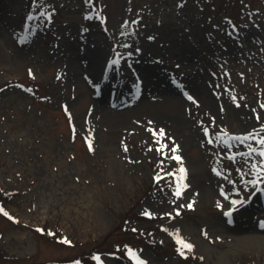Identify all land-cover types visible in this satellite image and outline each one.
<instances>
[{
    "label": "rangeland",
    "instance_id": "1",
    "mask_svg": "<svg viewBox=\"0 0 264 264\" xmlns=\"http://www.w3.org/2000/svg\"><path fill=\"white\" fill-rule=\"evenodd\" d=\"M260 139L264 0H0V264H264Z\"/></svg>",
    "mask_w": 264,
    "mask_h": 264
},
{
    "label": "snow or ice",
    "instance_id": "2",
    "mask_svg": "<svg viewBox=\"0 0 264 264\" xmlns=\"http://www.w3.org/2000/svg\"><path fill=\"white\" fill-rule=\"evenodd\" d=\"M34 2H38V0H34ZM87 2H88V3H91L92 0H87ZM45 15H49V14H48V13H45ZM126 23H127V22H126ZM117 55H119V54H117ZM118 62H119V60L117 59V60H114L112 63L115 64V63H118ZM189 99H194V97L189 96ZM208 131H209V129H205V132H208ZM163 132H164L163 128L159 129V133H160V134H163ZM237 138L239 139L240 137H237ZM170 139H171V138H170ZM260 143H261L262 145H264V139H260ZM160 146L162 147L163 144H161ZM172 148H173V149L177 148V145H176V144H172ZM260 151H261V155H264V149H261ZM249 154H250V153H249ZM173 155H176L175 152H173ZM242 155H243V154H242ZM176 159L179 161V160H181L182 158H181L179 155H176ZM170 171H171V170H170ZM185 172H186L185 167H184V165L181 163V164H179V173H178V174L173 173V175L176 176V179H177V181H178V183H177V185H176V187H175V192H176L177 195L180 194V182H182L183 177H184V175H185ZM260 174H261V175H264V168H261V169H260ZM165 175H167V173H165ZM160 178H161V177H160V175L158 174V175L156 176V179L159 180ZM245 183L247 184V182H245ZM251 183H253V184L264 183V181H252ZM183 186L186 187L187 185H183ZM258 190H259V191H264V189H258ZM235 191L239 192L240 189L237 188V189H235ZM230 199H231V207H229V208L225 211V213H224L226 216H229V217L232 216L233 212L239 211V207H238V206H242L243 204L247 203V200H245V199H243V198H239V199H238V198H230ZM189 206H191V202H189ZM218 207L223 208V204H218ZM0 212H4L5 215H9V213H7V212L5 211V209H4L2 206H0ZM153 214H154V213H153ZM12 218H13V219H16V217H12ZM41 231H43V229H41ZM205 234H206V233H205ZM175 237H176V240H177L178 244H181V245H183L184 247L189 248V249L192 247V244H191L189 241H187L186 239H184V238L179 234V229H176V230H175ZM59 238H60V239H65V238H63V237H59ZM128 254H129V256H130L134 261H136V264H145V261H143L139 256H137V255L135 254V250L129 248V249H128ZM95 260L98 261V264H105L104 260L101 259V256H100L99 253L96 254V256H95ZM73 264H80V261H74Z\"/></svg>",
    "mask_w": 264,
    "mask_h": 264
},
{
    "label": "bare ground",
    "instance_id": "3",
    "mask_svg": "<svg viewBox=\"0 0 264 264\" xmlns=\"http://www.w3.org/2000/svg\"><path fill=\"white\" fill-rule=\"evenodd\" d=\"M99 64H100V55L99 54H97V53H95L92 57H91V68H92V70L93 71H96V70H98V68H99ZM215 184H213V186H214ZM214 197V194L212 193V194H210V197ZM205 197V196H204ZM209 197V198H210ZM211 197V198H212Z\"/></svg>",
    "mask_w": 264,
    "mask_h": 264
}]
</instances>
